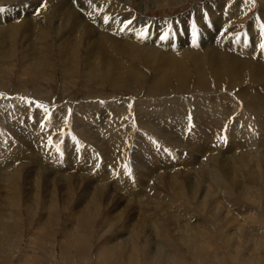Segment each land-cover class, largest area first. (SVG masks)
Masks as SVG:
<instances>
[{"label": "bare ground", "instance_id": "obj_1", "mask_svg": "<svg viewBox=\"0 0 264 264\" xmlns=\"http://www.w3.org/2000/svg\"><path fill=\"white\" fill-rule=\"evenodd\" d=\"M132 1L133 0H73L71 2V0H0V4L8 3L11 5L16 3V6H11L8 8V10L5 9L6 12L2 11L5 12L4 14H2L0 11V24L5 22V24L0 25V63H6L4 60L9 61L12 69L16 62H11V59L13 56L15 58L14 54L17 50V45H20L22 48L21 52H23L22 59L24 58V62H26L22 74H26V77L29 78L26 79L29 81H34L35 78L38 79L39 76L42 75L46 81L51 80L50 77L52 75L49 74L47 70L52 66L48 59V50L46 51V47L43 43L48 39L54 38V44L58 48V61L60 62V68L64 71V73L70 74L71 76H74L78 72H83L84 81L86 84L95 83L97 85L99 84L105 86V84L109 82L115 88L121 89L123 87H130L136 92L145 85L148 87L147 93H149V95H156L158 93H163L165 89V91H167L168 87L173 85L177 86V89L184 88L191 81V77L194 76L198 86L200 85V88L206 91H209L210 89L216 90L225 88L229 93L228 95L223 93V96H216L217 98L214 97V100L211 99V96L210 101L207 100L208 97L203 98L201 103L203 107L200 105L202 108H196L199 109V112L197 114H193V117L194 119L198 120V123H200L199 116L203 117L202 122L204 125H195L196 127L193 126L192 128L187 126V123L191 118L187 117L189 111L187 113V110L181 101L165 104L158 103V101L154 104L152 101L142 102V100L136 99L142 103L141 105H136L133 113L134 117H141V128L143 130V132H141L145 133L144 137H146V135H153L152 138L154 139L155 134L165 131L167 127L170 126L179 133H182L184 130L186 131V129H188L190 142L198 145V147L201 149L215 148L213 155L211 154L212 156H208V159L206 157L207 160H203L204 154H201L203 157L202 160L196 161L194 158H189L190 160L187 162L185 161V163L180 162L181 160L178 161L174 154L167 153L165 154L167 158H165L166 156L164 157V159L167 160H163L166 162V168L161 166L162 162L158 158V154L151 153L152 155L146 154L144 157L142 156L141 159H147L146 163L150 165V168H142L141 163V166L137 165L138 168L135 170L139 171L141 169V171H139L140 176H157L158 174L162 173H157L160 168L167 169L168 172L165 170V173L168 175L161 176V179H159L158 183H164V186L162 187L163 189L168 190L167 187H169V192L174 193L176 190L182 200L177 206L174 207L171 205L170 207L166 205L169 207V212L167 211L168 215L165 214L167 216L164 217H161L162 212L156 213V211L160 210L159 205L155 204L150 206L148 203H137V208L140 212L139 215L146 213L147 209H149L148 205L150 208H152L151 210H154V215L156 213V217H149L152 219L150 220L153 224L151 226V230L157 234L160 239H162L160 240L161 244L157 247L164 254L165 251L161 250V245L163 244L165 248H167V246L169 248L173 246L174 242L176 241L178 243L183 242L184 244H187V247L188 245L191 246V249L194 248V251L195 249L200 248H203L204 250L205 248L201 246L206 245L210 241L207 240V236L211 237L209 232H211V228H213L217 232L216 236L218 235V238L221 240V246L222 243L228 246L230 251L234 252V255L237 253L242 242V254H247L245 258H247V262L249 261V264L252 260L258 263L264 262V58L259 60V58L264 57V0L261 1L260 6L258 5L259 7L254 4V1L256 0H239L237 3H232L228 0L219 4L213 2L211 4L212 13L209 15L212 17L214 30L208 29V26L203 22V13L201 11L198 13L196 12V17L199 19V23L202 24L203 30L198 33L197 31L199 30H196L195 28L191 31V35L188 36V26L191 24L192 20L191 17H187L186 22L183 23L185 28L182 29V23H178V25L175 27L179 35V42L176 41L175 34L172 33L174 30L171 28L170 23H164L165 29H161V26L159 25L153 29L152 25H155V22L152 20L149 21L150 18L145 20L143 15L138 14L137 11H135L134 5H131ZM145 1L147 2V0H142L143 3ZM167 1L168 5L166 6L177 5L186 2V0ZM79 2H81L83 6L91 7L96 5L99 9L103 8L107 13H116L117 20L110 24L111 17L104 15L102 9L98 12L94 10H88L83 13L75 6V4H78ZM150 2H152L156 7L159 5L155 0H149L148 3ZM146 10H149V7L145 6L144 11ZM254 10H256L254 18L248 19L249 15ZM29 14H36L38 18L34 19L29 16ZM243 19L248 21L244 24L233 25L235 21ZM216 29L218 30L216 31ZM237 29L238 34H236ZM257 47H260L263 56H255L254 52L257 51ZM136 55L148 56L149 65L147 67H149L154 72L152 80L149 81V77H147L148 75L146 76L142 71H137L131 64L134 63V58H136ZM146 58H143V61H145L144 59ZM54 62L55 61L53 60V63ZM190 65L194 66L196 76L194 75L195 73H191ZM6 72L10 73L8 71ZM133 84L134 87H132ZM236 87H240L239 90H236ZM198 92L196 93L198 94ZM137 93H139V91ZM10 94V91L5 90L3 94L0 95V181L6 180L8 183H10L9 186L12 185L13 188L16 189L21 178L27 179L26 174L28 173L26 172L32 166H40L41 168L50 166L48 167V170L44 169L46 173L49 171V169L54 167V169L57 170V173L60 172V174H55L54 177L57 176L58 178L65 181L66 184H69L75 178L82 180L89 185L92 184L91 181L93 179L87 177H76L75 175H72L73 172L71 169L74 167L77 168V166L82 167V170H85L84 172L86 173H93L96 176V180L99 182L103 180L102 172H99V175L92 171L93 168L100 164L101 158H105L102 153L103 148L102 151L100 147V150H97L94 148L97 147L94 146L95 144L93 145L94 147H89V143L86 139L85 142H87V145L84 144L83 138H86V136L83 135L84 131H82V134L76 138L78 140L81 138V136H84L80 141L73 140L74 138L72 140L71 138H68L69 141L65 146L70 148V150L66 151V149L64 150L61 148L59 150L62 153L61 159L52 157L49 152L48 153L50 156L47 157L46 152L47 150H51L53 143L55 144L56 136H53L54 139H52V136H49L48 139L50 141H47L45 138V136L48 134L47 130L54 132L66 126L65 117L67 116L66 114H68V112H66L68 110L65 111L61 109L60 112L57 111L58 114L54 113V115L57 117L51 118L50 121L47 115L51 111L43 108L44 106L48 105L47 102H43L44 104L42 105L44 106L42 108H38L31 104L33 102L28 103L26 101V99L29 98L26 97V95L21 96L17 93L10 96ZM201 95L203 96V94ZM9 97L11 98L10 100L8 99ZM7 99L9 101H7ZM238 99H240V101L246 99V102L243 103V108H240L241 110H239L242 112L244 111V113L237 111V108L240 105V102H237ZM211 100H213V102ZM10 101L13 102L10 103ZM192 102L194 103V101ZM24 106H26L25 110H23ZM195 106H198V104ZM127 110L122 105L115 107L109 105L108 107L103 108L102 106L99 107V105H84L82 107L78 106V108L75 109V111L70 116L69 124L71 125V128H69V132H73L74 128L80 131L85 127H94L97 129V123L100 122L99 128H102L99 131H96L103 134V136L105 133H107V131H109V144L110 142L112 145H115L119 142L121 143L123 140L120 138L119 130L123 126H119V124L122 122L121 120L124 119V116L128 115V113H132L128 112ZM130 110L132 109L130 108ZM67 118L68 117H66V119ZM1 122H4L5 126L2 127ZM18 125L22 127V129H19L21 130L20 132L23 131L24 127L27 128V131L28 129H37L43 131L41 134H38L34 137H32V135H35L36 132H27L26 134H21L22 138L19 139L14 135V133H17L15 128H19ZM153 125L156 127V130L154 129ZM157 130L159 133H157ZM202 132H204L207 137L213 138L215 140V144H211L209 141L210 139L202 137ZM28 134V139L34 143L36 150L38 152L41 151V155L43 154L42 156L38 155L36 157L37 159L34 164L37 165H34L32 162L30 163L31 160L29 159V156L26 154L25 150L23 152L22 144L19 142H26L27 140L22 139H25L24 137H26ZM99 135L100 134H98V136ZM133 137L134 136L132 135V138ZM181 137L182 136H180V138ZM172 138L175 137L173 136ZM59 139L61 140L60 137ZM147 139L149 138L147 137ZM141 140L144 143L147 141H143V139ZM128 141L131 142V140ZM147 144L148 143H146V145ZM169 146L171 147V145ZM176 146L177 145H175V147ZM115 147L111 146L113 150ZM137 147H139V145ZM153 148L155 149L156 147ZM45 149L47 150L44 151ZM53 151L55 152L54 149ZM112 152L114 154V151ZM205 153L207 154V152ZM221 153L228 154L224 162H222L223 159L220 160L219 156L216 155ZM113 154L111 155L113 156ZM71 156L75 157L76 160H70ZM179 157L181 158V155ZM45 159L48 162H43ZM102 163L104 164V162ZM193 163L196 165V170L201 169L199 174H197V172L194 174V171H187V168L192 167V165L194 166ZM179 164H181V166H178ZM71 165L72 167H70ZM183 166H185V168ZM9 167H13V169L9 170ZM118 169L120 170L121 168L118 167ZM44 170L42 169L41 171ZM43 175L44 174H41L40 172H36V175L28 176V179L38 182ZM109 176L106 177L109 178ZM125 176L127 175L125 174ZM45 177H47V175H45ZM158 177L160 178V176ZM130 178H132V175ZM128 182H130V180ZM94 183H96V181ZM121 184L123 183L121 182ZM32 185L31 187H33ZM139 185H141V183ZM94 187L98 192V196L96 198L92 197V199H96V202H93V209L97 210L100 208L102 196L105 195L102 194L105 188L99 186ZM256 187H260L259 189H262L259 190V194ZM13 188L11 190H13ZM38 188L35 189L38 190ZM253 188H255L256 191H253ZM156 190H153L150 193L151 199L162 198L166 200L164 202L169 203L170 201H173V197L171 195L160 196V192ZM3 192L5 191L3 190ZM137 192H139L137 196L142 199L143 197L140 195L142 193L141 190L134 189L131 193L135 194ZM169 192L167 191L166 193ZM255 192L258 194L257 196ZM115 194L110 192L109 196H107L108 205L114 201V198L117 195ZM5 195L7 194L5 193ZM12 195H9V197ZM17 195L20 194L17 193ZM208 198L212 200L210 204L207 201L205 203V200ZM13 199L15 198L13 197ZM17 199L19 198L17 197ZM259 199H262V203L254 205ZM10 200L7 201L13 204ZM130 200L131 199H129V201ZM17 201L19 204V200ZM120 201H122V199ZM21 202L22 201H20V203ZM154 202L157 201L154 200ZM175 202L176 201H173V203ZM128 204H131V201L130 203L128 202ZM130 206L131 205H129V207ZM200 207L202 208L200 209ZM52 208L56 209V207ZM131 208L133 207L131 206ZM103 209L105 210V207ZM123 209L121 210L123 211ZM96 213L97 211H93V216H96ZM147 214L148 213H146V215ZM119 215L121 220L125 216L123 213ZM238 216L242 217V219L244 218V222H241ZM142 217L144 218V216ZM236 217H238L239 220ZM139 219L140 216L138 220ZM127 220L129 221V218ZM196 220H199V223L201 224L195 223L194 221ZM147 222L148 221L145 219L144 221L140 222L141 224L143 223L142 225L138 224V228H136L137 233H141L145 231V228H149L146 227L149 224ZM245 223H247L246 226ZM212 224H214V226ZM154 237H156V235ZM248 246H252V248L248 250ZM117 247H119V245ZM130 248L133 250L134 246L130 245ZM165 248L163 249L165 250ZM233 248L234 250H237L233 251ZM171 250L172 248H169V252H167V256L169 257H171V254H169L171 253ZM206 250L208 251V247ZM128 252L130 251L128 250ZM180 252L182 253V251ZM203 252H205V250ZM198 253L202 252L199 251ZM227 255L229 256V254ZM149 257L147 256V258ZM174 257L176 258L175 255ZM240 257L237 259H240ZM149 259L152 260V257ZM229 260L232 261V258ZM242 261L241 264L243 263Z\"/></svg>", "mask_w": 264, "mask_h": 264}, {"label": "rangeland", "instance_id": "obj_2", "mask_svg": "<svg viewBox=\"0 0 264 264\" xmlns=\"http://www.w3.org/2000/svg\"><path fill=\"white\" fill-rule=\"evenodd\" d=\"M72 1L73 0H71V2ZM155 1L157 4H159L158 5L159 7L158 6L156 7L152 2L148 3L149 0H147V2L145 1L146 3L145 2L143 3L142 0H133L131 5H134L135 11H137L138 14L143 15L145 20L150 18L149 21L152 20L155 22V25H152L153 29L156 28L157 25L161 26V29H163L165 27L164 23H166V22L170 23L171 28L175 29V27L178 25V23L183 24L184 22H186L187 17H191V20H192L191 25H193L196 28V30H199L197 32L200 33L201 30H203V26H202V24L199 23V19L196 17V12L198 13L199 11H201L203 13L202 14V18H203L202 20L205 23V25L208 26V29L214 30V23L212 21V17L209 15L210 13H212V10H211L212 5L211 4L213 2H216L219 4L221 2L223 3L224 1H228V0H223V1L222 0H186L185 3L177 4V5H169V6H166V5H168L167 0H158L159 2L157 0H155ZM163 1H165V2H163ZM229 1L232 3H237V1H239V0H229ZM261 1L262 0H256V1H254V4L256 6H258V5L260 6ZM11 6H16V3H13L11 5L8 3L0 4V9H3L5 11V9L8 10V8ZM75 6L83 13L88 11V10H94V11L98 12L99 10L102 9L104 15L111 17L110 24L113 21L117 20L116 13H112V12L107 13V12H105V10L103 8L99 9L96 5L88 7V6H83V4L81 2H79L78 4H75ZM145 6L149 7V10L144 11ZM4 13L5 12H2V14H4ZM255 13H256V10H254L249 15L248 19L254 18ZM29 16H31L34 19L38 18L36 14H29ZM11 18H13V17H11ZM247 21L248 20H244V19L238 20V21H235L233 23V25L244 24ZM3 24H5V22L1 23L0 25H3ZM245 26H246V24H245ZM194 27L190 26V31L194 30L195 29ZM217 30L218 29H216V31ZM236 32H237L236 34H238V29L236 30ZM50 40L53 42H51ZM54 43H55L54 38L48 39L47 41H45L43 43L44 46L46 47V51L48 50V59H49L50 64L52 66L50 69L47 70L48 73L52 75L50 77L51 80L46 81V79H44L42 75H40L41 78L39 76V78L38 79L35 78L34 81L27 80L29 78L26 77V74H22L26 62H24V58L22 59L23 52H21V50H22L21 46L17 45V50L14 54L15 58L13 56L11 59V62H13V63L16 62L15 65L12 67V69H11L9 61L4 60L6 63H4V62L0 63V95H2L5 90L10 91V93H11L10 96L17 94V93H18V95H21V96L26 95V97H29L28 99H26V101L28 103L33 102L31 104L34 105L35 107H38V108H42L44 106L42 104L47 102L48 105L44 106L43 108L51 111L47 115L48 118L50 119V121H51V118L57 117L56 115H54V113L58 114L57 111L60 112L61 109L65 110V111L68 110V111H66V112H68V114H66L67 116L65 115L66 117H68L67 119L65 117L66 126H64L63 128H60L59 130L54 131V132H50V130H47L48 134H47V136H45L46 140L50 141L48 139V137L49 136L53 137L54 135H56L55 136V144L53 143L51 150L48 151L47 149H45L44 151L47 150V152H46L47 157L51 155L52 157H57V159H61L62 153L59 150L61 148H63L64 150L66 149V151L70 150V148H67L65 146L66 143L69 141L68 138H71V140L74 138L73 140L80 141V140H82V137H84V136H81V138L78 140L76 138H78V136L82 134V131H84L83 135L86 136V138L85 137L83 138L84 144L87 145V142H88L89 147L92 148L94 146H97L94 148H96L97 150L98 149L100 150V148H101V151L103 148L102 153L106 159L102 157L100 160V164L97 167L92 169V171L95 172L96 174H99V172H102L103 173V180L101 182H99L98 180H96V176L93 173L92 174L86 173V172H84L85 170H82L83 169L82 167L77 166V168L74 167L73 169H71L73 172L72 175H75L76 177H87V178L93 179L91 181L92 184L89 185L88 183L83 182L82 180H78L77 178L72 180L69 184H66L65 181L58 178L57 176L56 177L58 179L56 177H54L55 174H60V172L57 173V170H55L54 167L52 169H49V171L46 173V171L44 169L48 170V167H50V166H45V168H41L40 166H32L26 172L29 174V175L26 174L27 179L21 178L20 182L17 184L16 189L19 191H17L15 188H13L12 185L9 186L10 183H8L6 180L0 181V184H1V186H0V191H1L0 192V264H149V263L150 264H152V263L153 264H159V263L160 264H169V263L170 264H241L242 260H243L242 264H244V263L249 264L248 263L249 261L247 262V258H245L247 254L246 253L242 254V250H243L242 242L239 246L237 253L234 255V252L230 251L228 246H226L223 243L221 246V240L218 238V235L216 236L217 232L213 228H211L212 233L209 232V234H211V237L207 236V240L208 241L210 240V241L206 245L201 246V247L205 248L204 249L205 252H203L204 251L203 248H200L201 250L195 249V251H198V252L200 251L202 253L195 252L194 248L191 249V246L188 245V247H187V244H184L183 242L178 243L177 241L174 242L173 246L169 247V248H172L171 253H169V254H171L170 255L171 257L167 256V252H169L168 246H167V248H165V246L163 244L161 245V250L165 251V254L158 249L157 246L161 244L160 240H162V239H160L158 237V235L155 234L151 230V226L153 224L151 223L152 219L149 217H153V218L156 217L155 215L157 212L158 213L162 212L161 217L167 216L168 215L167 211L169 212L170 205L172 207L177 206L180 203V201L182 200L180 198V196L178 195L176 190L174 193L169 192L170 191L169 187H167L168 190L163 189L162 187L164 186V183H161V182L158 183L159 179H161V176H167L168 175L165 173V170H166V172H168V170L163 169V168H166V166H165L166 162H164V161H166L167 159L166 160L164 159V157L166 156L165 154L172 153L176 156L178 161L181 160L180 162L185 163V161L187 162L190 160L189 158H194V159H196V161H200L204 157L203 160H207L208 156H210L211 154L213 155V153L215 152V148L213 147V148L201 149L198 147V145L190 142L188 129H186V131L184 130V132H182V133L181 132L179 133V132H176V130L172 129L170 126H168L165 131H162L161 132L162 134L159 133L157 130V133H159V134H155L154 139L152 138L153 135H150V136L146 135V137H144L145 133H142L143 130L141 128V121H140L141 117L135 116L136 117L135 118L134 113H133V110H134V108H136V105L137 106L139 104L141 105V103L143 101H150V102L152 101L154 104L157 103L158 101H159L158 103H163V104L181 101L182 104L185 106L187 113L189 111L187 117L191 118L189 120V122L187 123V126H189L191 128L195 125L196 126H203L204 125V123L202 122L203 117L199 116V118H200L199 121L201 124L198 123V120L194 119V117H193V114H197L199 112V109H196V108H202L203 107L201 105L203 98L208 97L209 99L207 98V100L210 101V98L212 96L211 99L214 100L215 98L221 97L224 94L228 95L229 94L228 91H226L225 88L216 89V90L210 89L209 91L208 90L206 91V90L200 88V85L198 86V84L196 82V78L194 76L191 77V81L187 84L186 87L177 89V86L173 85L171 87H168L167 91H165L166 90L165 89L163 93H158L156 95L153 94L155 96H153L152 94H150L151 95L150 96L149 93H147L148 87L145 85L143 87H141V89L138 90L139 93H137L138 91L136 92V91H134L133 88H130V87L129 88L123 87L121 89L115 88L109 82H107L105 84V86L99 85V84L97 85L95 83H92V84L87 83L86 84L84 81V76H83L84 73L83 72L82 73L78 72L74 76H71L70 74L64 73V71L60 68V65H59L60 62L58 61V58H59L58 48L56 47V45ZM256 50L257 51L254 52L256 57L261 56V55L263 56V53H262V50L260 49V47H257ZM142 56L136 55V58H134V63H131V64L135 67V69L137 71H142L146 76L148 75L147 77H149V81H150L153 78L154 72L149 67H147L149 65L148 56L147 55H145L143 57ZM143 58H146V59H144L145 61H143ZM263 58L264 57H261V58H259V60H262ZM12 60H15V61H12ZM53 60L55 61L54 63H53ZM19 66H20V68H19ZM15 68H16V70H15ZM10 70H12V71H10ZM6 71H8L10 73H7ZM190 71H191V73L192 72L195 73L193 65H190ZM194 75L196 76V73ZM81 78H83V79H81ZM226 84H227V81H226ZM132 87H134V84L132 85ZM174 88H175V91H174ZM239 88L240 87H236V90H239ZM198 91H200L201 93ZM24 92H26V93H24ZM196 92H198V94ZM168 93H170V94H168ZM214 93H216V94H214ZM220 93H222V94H220ZM160 94H161V96H160ZM199 94H200V96H199ZM201 94H203V96ZM207 94L208 95L210 94V95L208 96ZM8 99L10 100L11 98L9 97ZM8 99H7V101H9ZM136 99H140V100H142V102L137 101ZM29 100H31V101H29ZM199 100H200V102H199ZM213 100H211V101L213 102ZM38 101H40V102H38ZM192 101H194V103ZM11 102H13V101H10V103ZM237 102H240V105L237 108V111H239L243 108V103L246 102V99H244L242 101H240V99H238ZM197 104H198V106H195ZM84 105H86V106L87 105L88 106H93V105L98 106L99 105V107L102 106V108L108 107L109 105H111L113 107L122 105L126 110L128 109L127 110L128 112H130V113L132 112L131 114L128 113V115L124 116V119H122L121 120L122 122H120V124H119V126H123L122 127L123 129L121 128L119 130L120 138L123 141L121 143L119 142L115 145H112L111 142L109 144V140H108L109 138L108 137H110V135H109L110 132L107 131V133H105L104 136L100 132H97L102 128V127L99 128L100 122L97 123L98 124L97 127L99 129L98 128L96 129L94 127H89V128L83 127L84 129H82L80 131V130H77L75 128L74 129L72 128L73 132H69L70 131L69 128H71V125L69 124L70 123V120H69L70 116L75 111V109L78 108V106L82 107ZM200 105L202 107H200ZM130 108L132 110H130ZM25 109H26V106L23 107V110H25ZM239 112L244 113V111L243 112L239 111ZM76 117H77V115H76ZM73 118H74V116H73ZM50 121H49V124H50ZM1 123H2V127L5 126L4 122H1ZM18 127L19 128H17V129L15 128V130H17V133H14V132L13 133L19 139L22 138V135L26 134L27 132L28 133L29 132H33V133L36 132L35 135H32V137H34L38 134H41L43 131V130H37V129L36 130L28 129V131H27V128L24 127L23 131L20 132L21 130H19V129H22V127H20V125H18ZM65 127H67V128H65ZM153 127H154V125H153ZM64 129H65V131H64ZM66 129H67V131H66ZM79 129H81V128H79ZM104 129H106V128H104ZM154 129L156 130V127H154ZM103 131H105V130H103ZM79 132H81V133H79ZM96 132H97V134H96ZM58 133H63V134H58ZM71 133H72V136H71ZM74 133L75 134L78 133V134L75 135ZM98 134H100V135L98 136ZM132 135L134 136L133 138H132ZM158 135L160 138L158 137ZM173 136L175 138H172ZM180 136L183 137V138L181 137L182 140H181ZM201 136L206 137L207 139H210L209 141L211 144H215V140L213 138L207 137L204 132H202ZM59 137L61 138V140L59 139ZM104 137H105V139H104ZM147 137L149 139H147ZM24 138L25 139H22V140H27L26 142H23V143L21 141H19V142L22 144L23 152L25 150L26 154L29 156V159L31 160L30 163L32 162L34 164V162H36V159H37L36 157L38 155L42 156L43 154L41 155L40 154L41 151L38 152L36 150L34 143L32 141H30V139H28L29 134ZM178 138H179V140H178ZM184 138L186 141L184 140ZM52 139H54V137ZM85 139L87 140V142H85L86 141ZM141 139H143V141L147 140L148 142L146 141L144 143V142H142ZM105 140H106V142L108 141L107 144H106ZM128 140H131V142ZM137 140H138V142H137ZM57 141H59V142H57ZM150 141H151V143L153 142L152 143L153 145L150 143ZM91 142H92V144H91ZM139 142L142 146L139 144ZM146 143H148V144L146 145ZM57 144H58V146H57ZM150 144H151L152 148H151ZM184 144L186 145V147ZM109 145H111L112 147H115V146H117V147H115L113 150V148H111V146H109ZM138 145H139V147H137ZM169 145H171V147ZM175 145H177V146L175 147ZM148 146H149V148H148ZM153 147H156L157 149L156 148L154 149ZM29 149H30V152H29ZM53 149L55 150V152L53 151ZM134 149H135V151H134ZM209 150H210V152H209ZM261 150H263V149H261ZM44 151H42V152H44ZM112 151H114V154ZM116 151H118L119 153ZM158 151H160L161 154ZM167 151H169V152H167ZM48 152L50 153V155ZM52 152H54V153H52ZM205 152H207V154ZM233 152H236V151H233ZM151 153L152 154H158L157 156L161 160V162H162L161 166H163V168L162 169L160 168V170L157 173H161V172L162 173L158 174L157 176L156 175L140 176L139 171H141V169L139 171H136L135 169L138 168L137 165L139 166L140 163L142 165V168H144V167L150 168V165L148 163H146L147 159L143 160L141 158H142V156L144 157V155H146V154L152 155ZM35 154H37V155H35ZM111 154H113V156L116 159ZM117 154H119V155H117ZM201 154L202 155L204 154L203 157L201 156ZM180 155H181V158L179 157ZM216 155L219 156L220 160L223 159L222 162H224V160H226V156L228 154L221 153L219 155L218 154H216ZM117 157H118V159H117ZM206 157H207V159H206ZM165 158H167V156ZM110 159L111 160L113 159L114 161L113 160L111 161ZM70 160H76V159H75V157L71 156ZM43 162H48V161L45 159ZM102 162H104V164ZM193 164H194V166L192 165V167L187 168V171L190 170L191 172L194 171V174H196V172H197V174H199L201 172V169L196 170V168H195L196 165H195V163H193ZM34 165H37V164H34ZM178 166H181V164H179ZM70 167H72V165ZM103 167L105 168V170ZM118 167L121 169L119 170ZM183 167L185 168V166H183ZM8 169L12 170L13 167H9ZM36 169L39 171H37ZM42 169L44 171H41ZM36 172H38V173L40 172L41 174H44L38 182H34V181L28 179V176H34V175H36ZM189 173H186V174H189ZM125 174L129 177L125 176ZM45 175H47V177H45ZM131 175H132L133 179L130 178ZM106 176H109V178H107ZM158 176H160V178ZM53 177H54V179H53ZM110 177H112L113 179ZM125 177L127 178V180ZM182 177H185V176H182ZM113 180H115L116 182ZM129 180H130V182H128ZM131 180L133 181V183L134 182L135 183L133 184ZM95 181H96V183H94ZM124 181H125V183H124ZM103 182H105V183H103ZM121 182L123 184H121ZM50 183H52V184H50ZM136 183L138 186L136 185ZM140 183H141V185H139ZM30 184L31 185L33 184L32 185L33 187H31ZM124 184H125V186H124ZM94 186H99V187L105 188V190L102 193L105 195L102 196L101 201H100V208L97 210L93 209V202H96V199H92V197L96 198L98 196V192L96 191ZM11 187L13 188V190H11L12 189ZM121 187H123V188H121ZM135 187H137V188H135ZM35 188L36 189L38 188V190H36ZM125 188H127V189H125ZM259 188L260 187H256L258 194L260 192L259 190H262ZM128 189L131 192L134 189L141 190L142 193L140 195L143 198L140 199L137 196L139 192L135 193L136 194L135 195L134 193H131ZM156 189L160 192V194H159L160 196L171 195L173 197V201H176V202L175 203H173V201H170V203L164 202L166 200H164L162 198L161 199L160 198L159 199L158 198L157 199H151L150 193ZM256 189L253 188V191H256ZM3 190L5 192H3ZM110 190H112V191H110ZM16 191L20 195H17ZM167 191L169 193H166ZM110 192H113V194H115V192H116L117 195L115 194L116 196L114 198V201L108 205L107 196H109ZM145 192H147V193H145ZM257 192H255L256 196L258 195ZM3 193H4V195H3ZM5 193L7 195H5ZM9 195H12V196L9 197ZM13 197L15 199H13ZM17 197L19 199H17ZM119 197H121V198H119ZM5 198L7 200L11 199L10 201L13 204L14 203L15 204L14 205L11 204ZM121 199H122V201H120ZM129 199H131L130 200L131 204H128V202L130 203ZM17 200H19V204L17 203L18 202ZM154 200H156L157 202H154ZM259 200H260V202H259ZM259 200H257L256 204H254V205L261 204L262 199H259ZM5 201H6V203H5ZM20 201H22V202L20 203ZM150 201H152V202H150ZM186 201L188 202L187 199H186ZM206 201L210 204L212 200L208 198L207 200H205V203H206ZM194 202H196V201H194ZM137 203H141V204L148 203L150 206L156 204V205H159L160 210L156 211V213L154 215V213H153L154 210H151L152 208H150V206L148 205L149 209H147V211L145 210L146 213H148V214L146 215V213H145L143 215H139L140 212L138 211ZM129 205H131L133 208H131V206L129 207ZM160 205H162V206H160ZM166 205H168L169 207ZM50 206H51V208H50ZM197 206H199V205H197ZM52 207H56V209H54ZM104 207H105V210L103 209ZM127 207H129V208H127ZM87 208H89V209H87ZM201 208L202 207H200V209ZM121 209H123V211ZM92 210L95 212L97 211L96 216H93ZM149 211H150V213H149ZM121 213H123L125 215L123 217L124 219L122 218V220L120 219L121 217L119 215ZM80 214H82V215H80ZM86 214H88V215H86ZM165 214H167V215H165ZM138 215L140 216L139 220H138V218H139ZM142 216H144V218ZM238 217L240 218L241 222H244V218L242 219V217H240V216H238ZM238 217H236V218L238 219ZM128 218H129V221L127 220ZM236 218H235V220H236ZM145 219H146V221H148L147 223H149L148 226H146V227H149V228H145V231H143L141 233L140 232L137 233L136 228H138V224L140 225L141 224L140 222L144 221ZM233 220H234V218H233ZM125 222H126V224H125ZM194 222L199 223V220H196ZM199 224H201V223H199ZM73 225H75V226H73ZM212 225L214 226V224H212ZM231 225H233V224H231ZM246 225H247V223H245V226ZM213 226H211V227H213ZM127 230H129V231H127ZM138 234H140L141 236ZM155 235L157 238L154 237ZM124 241H125V243H124ZM132 242H133V244H132ZM109 243H111V244H109ZM117 244L119 245V247H117L118 246ZM124 244H125V246H124ZM130 245L134 246L133 250H131ZM207 247H208V251L206 250ZM163 248H165V250ZM174 248H176V249H174ZM251 248H252V246H248V250ZM137 249H138V251H137ZM128 250L130 252H128ZM236 250H234V248H233V251H236ZM180 251H182V253ZM227 251H228V253H227ZM172 252H173V254H172ZM147 254H149V255H147ZM227 254H229V256ZM232 254H233V256H232ZM174 255L176 256V258L174 257ZM147 256L152 257V260L149 259L150 257L147 258ZM240 256H242V257H240ZM229 257L232 258V261L229 260V259H231ZM239 257H240V259H237ZM171 258H172V260H171ZM250 264H264V262L258 263V262H255L252 260V261H250Z\"/></svg>", "mask_w": 264, "mask_h": 264}, {"label": "snow or ice", "instance_id": "obj_3", "mask_svg": "<svg viewBox=\"0 0 264 264\" xmlns=\"http://www.w3.org/2000/svg\"><path fill=\"white\" fill-rule=\"evenodd\" d=\"M0 11H3V9H0Z\"/></svg>", "mask_w": 264, "mask_h": 264}]
</instances>
